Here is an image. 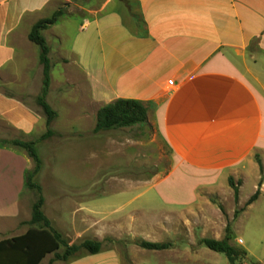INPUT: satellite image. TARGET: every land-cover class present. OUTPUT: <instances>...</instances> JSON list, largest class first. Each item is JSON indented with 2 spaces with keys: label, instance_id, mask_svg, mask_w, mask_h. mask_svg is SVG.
Instances as JSON below:
<instances>
[{
  "label": "crops",
  "instance_id": "crops-1",
  "mask_svg": "<svg viewBox=\"0 0 264 264\" xmlns=\"http://www.w3.org/2000/svg\"><path fill=\"white\" fill-rule=\"evenodd\" d=\"M61 2L0 0V124L25 136L41 134L46 126L39 109L18 96L19 90L37 96L34 83L28 84L39 48L28 33ZM85 11L74 20L66 51L90 84L96 112L118 98L145 104L146 120L173 161L167 177L156 182L165 191L161 195L186 207L181 211L196 208L204 222L214 217L222 227L226 218L209 195L217 191L230 200L229 177L241 211L259 203L264 198V0H103ZM72 19L61 16L41 33ZM53 33L57 39L65 36ZM7 139L0 138V165L7 164L0 170L1 234L26 213L20 215L19 196L31 165L28 154L4 144ZM176 171L182 177L168 182ZM226 214L235 234L239 214Z\"/></svg>",
  "mask_w": 264,
  "mask_h": 264
},
{
  "label": "rangeland",
  "instance_id": "rangeland-1",
  "mask_svg": "<svg viewBox=\"0 0 264 264\" xmlns=\"http://www.w3.org/2000/svg\"><path fill=\"white\" fill-rule=\"evenodd\" d=\"M102 1L62 0L59 8L65 11L63 17L73 18L72 21H62L60 26L43 35L51 63L44 97L56 114L49 126L46 125L41 134L25 136L0 124V138H8L4 144L17 151L28 154L10 141H34L41 167L31 180L41 187V210L51 227L69 245L85 239L101 245L96 253L80 248L65 260L55 259L50 253L40 264H96L99 261L107 264H264V198L243 212V207L236 204L233 189V197L230 195L228 201L215 191L209 198L218 205L227 223L222 227L221 223L213 221L214 217L204 222L196 208L181 211L186 207L170 204L168 198L161 195L165 191L156 182L167 177L173 161L166 143L147 120L132 126L94 130L97 105L91 98L90 84L66 47L77 16H84L85 9L95 8ZM128 7L130 14L135 15L134 4L129 1ZM55 31L65 34L63 39H57ZM30 67L28 85L34 83L33 92L38 97L42 89V65L34 60ZM18 96L31 102L46 120L32 95L19 90ZM47 128L52 134L41 139ZM30 159L27 172L35 164ZM6 168L4 163L0 170L4 172ZM182 175L181 171H176L167 181L172 182L174 178L176 181ZM247 192L248 188L243 189V194ZM38 196L36 188L26 184L19 196L20 215L26 213L23 218L15 219L11 231L0 236L39 225L29 222ZM227 212H233V218L239 214L235 234L230 230ZM226 232L230 233L227 243L244 251L232 262L224 253L213 251L202 242L207 238L223 239ZM142 242L163 247L146 248ZM63 250L64 245H61L58 253Z\"/></svg>",
  "mask_w": 264,
  "mask_h": 264
},
{
  "label": "trees",
  "instance_id": "trees-1",
  "mask_svg": "<svg viewBox=\"0 0 264 264\" xmlns=\"http://www.w3.org/2000/svg\"><path fill=\"white\" fill-rule=\"evenodd\" d=\"M65 15L62 8L55 10L51 16L42 18L35 22L29 33L28 39L36 44L39 48V63L42 65V89L41 93L36 97V101L43 113L46 116V125L49 126L52 119L55 117V111L45 100V95L48 88V79L50 71V57L47 42L41 33L42 30L55 24L57 20ZM147 119V109L143 102L134 99L118 98L109 103L103 104L96 112L95 131L114 129L118 127L132 126L144 123ZM52 134V130L47 128L46 132L41 135V139ZM13 145L24 148L29 157L34 161V168L26 172L25 185L34 187L39 193L36 201L32 205V214L29 220L30 223H38L37 226H31L23 234L13 236L11 238L0 239V264H40L41 260L50 253L54 254L55 259L65 260L80 248H84L89 253H96L100 249V242L85 239L79 244H67L61 234L54 230L41 210L43 198L40 195L41 187L31 180L41 167V159L34 149V141H20L14 139L10 141ZM260 164V160L257 158ZM262 170V168H261ZM229 185L234 190V195L237 197V187L234 185L233 178H228ZM258 191L249 197L247 203L256 199ZM230 238V233L226 232L223 239H203V244L216 252H222L227 259L232 262L234 257L239 254H244V251L230 246L227 240ZM64 245L62 253H58V249ZM141 245L146 248L159 249L162 244L153 242H142Z\"/></svg>",
  "mask_w": 264,
  "mask_h": 264
}]
</instances>
